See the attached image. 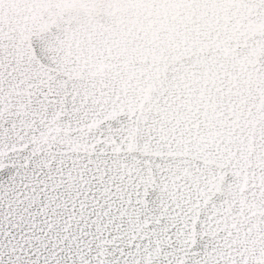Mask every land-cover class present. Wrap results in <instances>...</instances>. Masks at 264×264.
<instances>
[{
  "label": "snow or ice",
  "instance_id": "6c2138e0",
  "mask_svg": "<svg viewBox=\"0 0 264 264\" xmlns=\"http://www.w3.org/2000/svg\"><path fill=\"white\" fill-rule=\"evenodd\" d=\"M0 264H264V0H0Z\"/></svg>",
  "mask_w": 264,
  "mask_h": 264
}]
</instances>
